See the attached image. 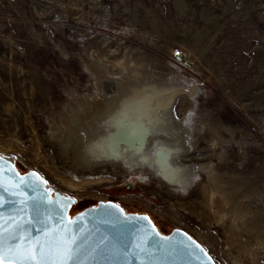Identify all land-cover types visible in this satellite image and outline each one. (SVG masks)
<instances>
[{"label": "rangeland", "instance_id": "obj_1", "mask_svg": "<svg viewBox=\"0 0 264 264\" xmlns=\"http://www.w3.org/2000/svg\"><path fill=\"white\" fill-rule=\"evenodd\" d=\"M135 67L178 84L186 190L59 142ZM0 155L72 198L70 214L112 201L215 264H264V0H0Z\"/></svg>", "mask_w": 264, "mask_h": 264}, {"label": "water", "instance_id": "obj_2", "mask_svg": "<svg viewBox=\"0 0 264 264\" xmlns=\"http://www.w3.org/2000/svg\"><path fill=\"white\" fill-rule=\"evenodd\" d=\"M64 201L70 203L65 205ZM74 202L47 188L36 171L21 174L10 159L0 155V221L5 236L16 224L27 225L20 235L28 243L17 241L11 247H29L37 239L43 241L46 231L62 230L68 225L70 235L78 239L82 250V264H215L204 248L184 231L173 229L166 236L160 234L147 214H125L118 204L104 201L71 216ZM29 221H32L30 225ZM137 233L146 240L145 252L139 257H127L124 245ZM0 247L4 256L2 264H16L10 258L14 254L9 251L10 245L5 242ZM113 248L120 249V254L112 255Z\"/></svg>", "mask_w": 264, "mask_h": 264}, {"label": "bare ground", "instance_id": "obj_3", "mask_svg": "<svg viewBox=\"0 0 264 264\" xmlns=\"http://www.w3.org/2000/svg\"><path fill=\"white\" fill-rule=\"evenodd\" d=\"M141 70L135 67L130 69L134 71L131 75L115 80L113 94L94 100L81 122L75 115L71 117V130L59 142L65 147L74 138L80 163L118 164L124 169L148 172L170 187L186 190L194 172L180 158L186 151V135L183 124L172 113L178 84L158 82ZM186 86L193 89V85ZM205 194L210 209L223 208L219 196L211 191Z\"/></svg>", "mask_w": 264, "mask_h": 264}, {"label": "snow or ice", "instance_id": "obj_4", "mask_svg": "<svg viewBox=\"0 0 264 264\" xmlns=\"http://www.w3.org/2000/svg\"><path fill=\"white\" fill-rule=\"evenodd\" d=\"M63 203L67 205L70 202L64 201ZM144 219L147 218L145 217ZM36 222L40 223L39 220H36ZM31 223L32 221L27 222L29 225ZM61 224H63V219H61ZM26 227L27 225L25 223H18L15 225L12 232L5 236L3 222L0 221V246L5 242L10 245L9 251L14 253L10 258L15 260L16 264H82L80 260L82 250L79 246L78 239L70 235L68 225H65L62 230L57 229L50 233L46 231L43 241L37 239L29 247H11V245L16 244L17 241H24L25 244L28 243L26 238L20 235ZM149 235L151 234L149 233ZM101 243H103V241H101ZM193 243L195 242L193 241ZM145 244V238L139 233L135 234L126 241L124 245V255L127 257H139L145 252ZM197 247L199 246L197 245ZM111 252L114 256L119 255L120 249L113 248ZM3 259L2 247H0V264H2Z\"/></svg>", "mask_w": 264, "mask_h": 264}, {"label": "trees", "instance_id": "obj_5", "mask_svg": "<svg viewBox=\"0 0 264 264\" xmlns=\"http://www.w3.org/2000/svg\"><path fill=\"white\" fill-rule=\"evenodd\" d=\"M20 173H21V172H20ZM70 211H71V209H70ZM78 213H80V211H79V212H77V213H72V212H71V214H70V215H71V216H73V215H76V214H78ZM157 230H158V229H157ZM158 232H159V231H158ZM159 233H160V232H159ZM160 234H161V233H160Z\"/></svg>", "mask_w": 264, "mask_h": 264}, {"label": "flooded vegetation", "instance_id": "obj_6", "mask_svg": "<svg viewBox=\"0 0 264 264\" xmlns=\"http://www.w3.org/2000/svg\"><path fill=\"white\" fill-rule=\"evenodd\" d=\"M18 170V169H17ZM19 171V170H18ZM20 172V171H19Z\"/></svg>", "mask_w": 264, "mask_h": 264}]
</instances>
